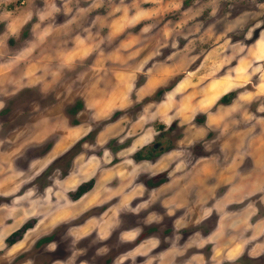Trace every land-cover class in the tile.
I'll return each instance as SVG.
<instances>
[{"label": "rangeland", "instance_id": "1", "mask_svg": "<svg viewBox=\"0 0 264 264\" xmlns=\"http://www.w3.org/2000/svg\"><path fill=\"white\" fill-rule=\"evenodd\" d=\"M0 264H264V0H0Z\"/></svg>", "mask_w": 264, "mask_h": 264}, {"label": "crops", "instance_id": "2", "mask_svg": "<svg viewBox=\"0 0 264 264\" xmlns=\"http://www.w3.org/2000/svg\"><path fill=\"white\" fill-rule=\"evenodd\" d=\"M118 21L122 22V20H115L113 22V24L110 26V30H111L110 35H112V31H113L117 35L115 37L107 36L108 32L105 30L106 34L104 36L101 33L94 34V32H92L90 35H88V37L81 38L82 42H83V46H84L83 51H85V53H87V57L91 56L92 58H95V57L102 58L101 54L107 53V51H106L107 49L105 50V48H107L106 46L111 45V44H115L117 46L119 45L117 37H119L118 35L120 34L121 26L118 27V25L120 24V23H118ZM127 28L128 27L124 28V30L122 32H124L125 29H127ZM79 45H81V44L75 42V47L69 50L67 57L69 58L70 62H72L74 60L77 61L78 58H77L76 51L79 49ZM121 48H123V47H121ZM120 52H122V51L116 52V54L114 56L116 59L120 57V56H117V54L122 55ZM103 56L105 58V55H103ZM107 59H108V55H107ZM122 75H124V74L121 71V72H119V74H116V77L117 76L122 77ZM119 81H120V79L117 80V82H119ZM103 91L104 90H103L102 86L100 85V79H98L92 92H96V95L98 94V96H105V98L101 97L100 99H94V100L89 99L90 102L93 103V106L96 108V110L98 112H100L101 114H104L106 112V110L109 108H112V106L117 107V105H124L127 100L124 99V97H122V96L124 94H126V92L129 90H127V89L120 90L119 89L118 92L115 93V91H114V93H109V94H104L105 92H103ZM92 92H90V93H92ZM109 95H110V97H109Z\"/></svg>", "mask_w": 264, "mask_h": 264}, {"label": "trees", "instance_id": "3", "mask_svg": "<svg viewBox=\"0 0 264 264\" xmlns=\"http://www.w3.org/2000/svg\"><path fill=\"white\" fill-rule=\"evenodd\" d=\"M163 91H159L158 92V95L162 94ZM235 96V93L232 92V93H229V94H226L224 95L221 99H220V102L221 103H229L231 102L232 98ZM89 188H91V185L87 186V185H82V186H79V188L77 189V192H76V197H75V201L79 198H81L85 193L88 192ZM29 228L28 224H25L23 226V228L20 230V231H16L14 232L8 239V244L10 246L14 245L18 239H22V237L24 236V233L26 232V230Z\"/></svg>", "mask_w": 264, "mask_h": 264}, {"label": "water", "instance_id": "4", "mask_svg": "<svg viewBox=\"0 0 264 264\" xmlns=\"http://www.w3.org/2000/svg\"><path fill=\"white\" fill-rule=\"evenodd\" d=\"M161 147V143H155L153 146H152V151L153 152H157Z\"/></svg>", "mask_w": 264, "mask_h": 264}, {"label": "flooded vegetation", "instance_id": "5", "mask_svg": "<svg viewBox=\"0 0 264 264\" xmlns=\"http://www.w3.org/2000/svg\"><path fill=\"white\" fill-rule=\"evenodd\" d=\"M157 143H161V142H157ZM162 145H163V143H161V147H160V149H159L158 151H160V150L163 148ZM158 151H157V152H158ZM150 152H151L152 154L157 153V152H153V151H152V148H151V151H150Z\"/></svg>", "mask_w": 264, "mask_h": 264}, {"label": "bare ground", "instance_id": "6", "mask_svg": "<svg viewBox=\"0 0 264 264\" xmlns=\"http://www.w3.org/2000/svg\"><path fill=\"white\" fill-rule=\"evenodd\" d=\"M219 89H221V88H219ZM223 90V89H222ZM219 92H221L220 90H219ZM217 93V92H216ZM217 95V94H216Z\"/></svg>", "mask_w": 264, "mask_h": 264}]
</instances>
